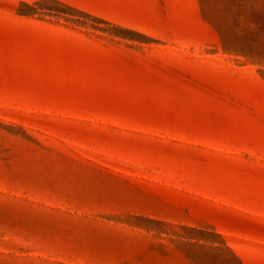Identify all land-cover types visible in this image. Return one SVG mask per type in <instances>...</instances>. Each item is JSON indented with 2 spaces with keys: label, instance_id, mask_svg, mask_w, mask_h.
<instances>
[{
  "label": "rangeland",
  "instance_id": "obj_1",
  "mask_svg": "<svg viewBox=\"0 0 264 264\" xmlns=\"http://www.w3.org/2000/svg\"><path fill=\"white\" fill-rule=\"evenodd\" d=\"M0 264H264V0H0Z\"/></svg>",
  "mask_w": 264,
  "mask_h": 264
}]
</instances>
